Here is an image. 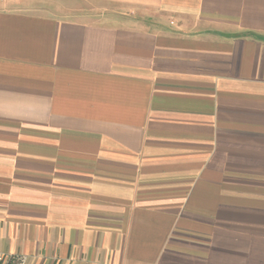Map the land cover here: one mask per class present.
Returning <instances> with one entry per match:
<instances>
[{
	"label": "crops",
	"instance_id": "1",
	"mask_svg": "<svg viewBox=\"0 0 264 264\" xmlns=\"http://www.w3.org/2000/svg\"><path fill=\"white\" fill-rule=\"evenodd\" d=\"M0 250L264 264V0H0Z\"/></svg>",
	"mask_w": 264,
	"mask_h": 264
},
{
	"label": "built area",
	"instance_id": "2",
	"mask_svg": "<svg viewBox=\"0 0 264 264\" xmlns=\"http://www.w3.org/2000/svg\"><path fill=\"white\" fill-rule=\"evenodd\" d=\"M0 264H24V257L6 254L0 250Z\"/></svg>",
	"mask_w": 264,
	"mask_h": 264
}]
</instances>
